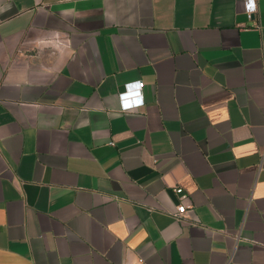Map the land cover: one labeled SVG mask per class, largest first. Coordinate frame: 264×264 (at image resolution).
I'll return each instance as SVG.
<instances>
[{"label":"crops","instance_id":"obj_1","mask_svg":"<svg viewBox=\"0 0 264 264\" xmlns=\"http://www.w3.org/2000/svg\"><path fill=\"white\" fill-rule=\"evenodd\" d=\"M245 1L0 0V264H264Z\"/></svg>","mask_w":264,"mask_h":264},{"label":"built area","instance_id":"obj_2","mask_svg":"<svg viewBox=\"0 0 264 264\" xmlns=\"http://www.w3.org/2000/svg\"><path fill=\"white\" fill-rule=\"evenodd\" d=\"M256 8V0H246L245 1V10L248 16H251V13ZM144 86V82L142 80H136L127 82L124 85L122 91L119 92L118 97L121 104V109L123 111H131L135 108L143 106L145 104L144 95L142 92V88ZM176 193L184 195L183 188H175ZM189 208L185 204H180L177 207V211L174 214L175 217L179 218L182 215L188 212ZM142 262V259L140 260Z\"/></svg>","mask_w":264,"mask_h":264}]
</instances>
